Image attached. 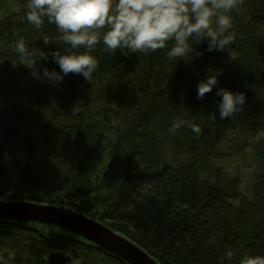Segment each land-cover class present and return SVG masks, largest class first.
<instances>
[{
    "label": "trees",
    "instance_id": "trees-1",
    "mask_svg": "<svg viewBox=\"0 0 264 264\" xmlns=\"http://www.w3.org/2000/svg\"><path fill=\"white\" fill-rule=\"evenodd\" d=\"M25 2L0 0V200L74 210L161 264H221L227 248L231 264L244 252L264 255V0H242L239 14L229 13L233 41L223 51L208 52L204 41L175 66L167 47L107 53L99 43L91 83L69 73L59 86L40 79L57 64L33 65L13 51L21 37L29 50L64 47L54 24L37 30L22 20ZM44 34L57 45H45ZM212 71L223 75L198 99L197 83ZM220 87L243 92L244 110L220 120ZM173 117L201 134L171 133ZM232 161L238 170L227 169ZM46 226L0 220V264H47L52 252L68 255L67 264H128Z\"/></svg>",
    "mask_w": 264,
    "mask_h": 264
},
{
    "label": "clouds",
    "instance_id": "clouds-1",
    "mask_svg": "<svg viewBox=\"0 0 264 264\" xmlns=\"http://www.w3.org/2000/svg\"><path fill=\"white\" fill-rule=\"evenodd\" d=\"M242 0H26L22 20L39 30L45 22L54 24L59 41L64 47L29 50L21 37L12 45L14 53L26 62L35 65L38 61L51 60L59 71L47 67L40 79H46L52 86H59L69 73L80 74L90 82L97 71L99 61L92 55L97 44H103V51L116 50L130 53H149L165 49L169 62L187 59L194 45L207 41V51H223L230 47L233 37L230 29L233 17L239 14ZM45 45L56 44L47 34L42 36ZM83 49V51H80ZM222 71H212L197 83V98L203 99L218 84ZM216 109L220 120L231 118L244 110L246 96L243 92L220 87ZM212 120L216 113L210 114ZM187 126L197 136L201 127L191 120L173 117L169 129L176 133ZM115 141V136L112 137ZM236 255L227 248L221 256V264H231ZM9 261L15 260L13 252ZM72 264H81L76 258ZM237 264H264V255L244 252Z\"/></svg>",
    "mask_w": 264,
    "mask_h": 264
},
{
    "label": "water",
    "instance_id": "water-1",
    "mask_svg": "<svg viewBox=\"0 0 264 264\" xmlns=\"http://www.w3.org/2000/svg\"><path fill=\"white\" fill-rule=\"evenodd\" d=\"M0 220L29 221L66 229L128 264H161L134 241L111 227L68 208L32 201L0 200ZM70 261L68 255L52 252L47 264H67Z\"/></svg>",
    "mask_w": 264,
    "mask_h": 264
},
{
    "label": "rangeland",
    "instance_id": "rangeland-1",
    "mask_svg": "<svg viewBox=\"0 0 264 264\" xmlns=\"http://www.w3.org/2000/svg\"><path fill=\"white\" fill-rule=\"evenodd\" d=\"M237 167H238V164L236 162H234V161L227 163V169L229 171H236V170H238ZM51 227H54V226H51V225H49V227L46 226L45 227V229H46L45 231L47 233H50L51 231H54V229L51 228Z\"/></svg>",
    "mask_w": 264,
    "mask_h": 264
}]
</instances>
